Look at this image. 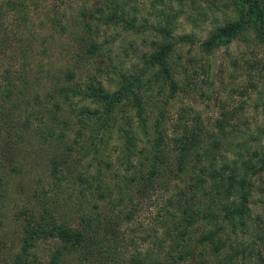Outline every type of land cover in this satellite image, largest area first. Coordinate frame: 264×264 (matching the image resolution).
Here are the masks:
<instances>
[{
  "label": "trees",
  "instance_id": "16d2710c",
  "mask_svg": "<svg viewBox=\"0 0 264 264\" xmlns=\"http://www.w3.org/2000/svg\"><path fill=\"white\" fill-rule=\"evenodd\" d=\"M132 1L86 0L78 14L79 61H102L92 75L65 71L26 107L24 125L8 128L0 111V203L14 188L21 195L16 246L4 256L0 243V264H264V143L239 140L232 112L212 130L185 108L170 117L185 93L176 54L196 45L192 33L179 35L192 0H151L150 17ZM213 2L232 19L208 33L202 55L251 44L264 70V0ZM4 8L24 22L30 15L27 0ZM103 27L152 41L128 67L129 54L114 55L118 39H99ZM18 82L15 94L8 77L0 97H22L27 82ZM31 135L48 152L33 170L20 156ZM11 149L19 161L7 165Z\"/></svg>",
  "mask_w": 264,
  "mask_h": 264
},
{
  "label": "rangeland",
  "instance_id": "374dc122",
  "mask_svg": "<svg viewBox=\"0 0 264 264\" xmlns=\"http://www.w3.org/2000/svg\"><path fill=\"white\" fill-rule=\"evenodd\" d=\"M6 1L0 0V8ZM212 3L213 0L189 1L185 19L179 21V35L192 33L196 45L182 47L176 54L178 58L182 57L178 63H183L179 70L183 72L185 93L172 104L170 117L175 119L177 112L185 108L193 118L199 116L212 130L223 113L232 112L239 140L255 144V138L264 143V70L261 65H257V61L262 58L261 52L251 44L234 42L210 56L202 55L199 47L207 39L208 33L215 25L232 19L230 13L222 12L223 9L226 11L224 3ZM86 5V0H27L30 15L26 22L12 11L5 8L2 10L0 88L6 86L10 77L16 83L11 87L16 94V88L21 84L18 82L19 78L27 82L22 97L6 100L0 97V111L10 114L8 128L24 125L29 112L26 107L29 106L31 111L36 95L49 90L52 83L59 81L65 71L76 70L78 79H86L95 72V67H100L101 60L94 67L78 58L83 48L81 38L85 37L78 18ZM132 5L143 15L151 16V0H133ZM189 15L194 18L189 19ZM51 20L62 22L54 24ZM97 32L101 41H105V38L118 39V42L113 41L114 55L121 58L129 54L125 61L128 67L133 63L135 51H145L152 41L151 37L143 39L105 27ZM33 144L35 148H32ZM25 147H28V151L20 156L27 160L29 169L32 167L33 170L38 161H46L48 152L41 146L38 137L28 136L23 142V148ZM8 153L5 161L7 165H14L16 160L19 161L18 156L13 158V149ZM20 197L14 188L9 200L0 203V243L7 245L4 256H9L16 246L15 202ZM50 247L49 244L43 245L39 249V257H47Z\"/></svg>",
  "mask_w": 264,
  "mask_h": 264
}]
</instances>
